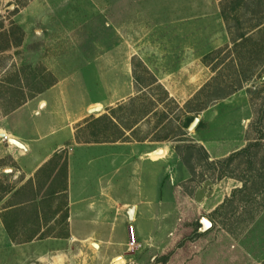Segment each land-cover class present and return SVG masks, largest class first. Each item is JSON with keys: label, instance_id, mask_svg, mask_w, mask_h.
I'll return each mask as SVG.
<instances>
[{"label": "rangeland", "instance_id": "obj_1", "mask_svg": "<svg viewBox=\"0 0 264 264\" xmlns=\"http://www.w3.org/2000/svg\"><path fill=\"white\" fill-rule=\"evenodd\" d=\"M122 25L126 49L137 53L130 59L138 77L135 90L111 108L89 111L76 123L77 140L118 139L121 145L140 146L146 157L164 148L158 158L160 201L144 218L148 232L141 239L142 219L133 223L140 213L122 206L128 221L115 229L121 243L107 233L83 240L48 238L41 249L35 242L30 248L17 246L16 264H264V0H0V117L88 63L94 65L88 73L91 90L97 92L105 79L117 88L121 78L115 72L125 48L119 42ZM240 31L246 39L235 40ZM90 50L95 56H80ZM146 67L175 68L165 78L175 87L163 93ZM112 92L114 97L123 90ZM204 102L205 108L194 109ZM102 114L109 117L93 121ZM186 115L199 120L193 129L187 125L179 131ZM7 137L0 136L8 142ZM66 150L58 152V183ZM23 176L6 158L0 160V207L21 201L29 186L40 185L39 194L46 197L26 210L32 218H49L44 229L65 234L60 220L65 195L49 193L55 184L46 186L41 176L16 192ZM7 193L15 196L3 198ZM23 217L22 209L6 214L17 223ZM204 218L211 225L198 232L199 219L207 224ZM168 251L167 259L159 260Z\"/></svg>", "mask_w": 264, "mask_h": 264}, {"label": "crops", "instance_id": "obj_2", "mask_svg": "<svg viewBox=\"0 0 264 264\" xmlns=\"http://www.w3.org/2000/svg\"><path fill=\"white\" fill-rule=\"evenodd\" d=\"M123 27L124 25L121 26L119 42L120 46L125 48L120 51L123 60L119 70L117 69L115 72L121 78L114 85L117 88L112 87L111 81L105 79L103 87L98 89L99 92L97 90L98 94L91 90L88 73L93 74L91 68L94 65L88 63L80 67L81 70L78 69V72L74 73L72 77L65 76L53 80L49 86L46 85L0 117V130L23 144V147H20L0 138V160L6 158L16 166L18 173L24 175L20 180L19 187L15 189L16 192L26 190L29 181L32 184L41 178H46V186L54 183L55 185L49 193L58 195L62 192L65 195L64 211L60 220L66 225L65 234L54 233L50 231L51 229H46L48 227L44 229L41 226L44 223L47 225L48 217L43 221L40 215L39 217L35 216V212L34 218L30 216L26 210L27 204L38 203V198L42 200L46 196L45 194L40 196V185L38 189L34 190L31 188L36 185L29 186L30 191L28 189V193L21 201L8 204L4 208L0 207V264H16L17 246L19 249L30 248V244L35 242V248L41 249L47 244L45 240L48 238L68 239L67 235H71L72 239L83 240L90 235L107 233L111 239H118L117 242L121 243L124 239L117 237L115 229L117 223L128 221L125 215H121L120 207L122 206L132 205L135 207H133L134 214L140 213L138 217L135 216L137 218L133 219V223L134 220L137 222L138 219H142L138 223H142L141 226L144 230H142L143 232L138 230V236L144 240V234L148 232L147 222L144 218L148 217L147 212L152 209L150 207H154V204L160 201L158 158L165 154L164 148H162L163 152L159 157L152 153L146 157L140 146L137 145L133 148V144L132 146L121 145L118 144V139L91 140L89 142L77 140L78 126L76 123L88 115L90 107L97 105L109 107L119 99L131 94L132 89L135 90V79L132 75L133 66L130 59L131 57L133 59L134 54L137 53L135 50L126 49L128 39L123 35ZM76 52V55L81 53L79 49H76ZM90 52L91 50L84 51L80 56H95ZM96 56L105 57L107 54L99 53ZM184 61L177 67L179 72L180 69L185 68ZM146 69L165 90H169V86L173 85L165 78L176 72L175 68L160 69L159 72L157 71L160 76H157V72L152 71L149 67ZM162 75L165 76L162 77ZM120 88L123 92L112 97V89ZM217 113L218 109L216 108ZM135 143L137 144V142ZM64 148L67 150L64 158L63 181L58 183L60 159L58 152ZM51 159H54L52 163L49 162ZM40 176L41 178H39ZM134 176H136L135 179ZM40 183L43 182L40 180ZM6 196L11 198L15 194L7 193L3 198ZM17 206L20 207L12 209ZM20 209L24 211V217L22 222H19L20 224L15 222V219L8 220L6 218L7 212L11 214ZM65 212L66 217L63 218ZM53 218L51 217V219ZM33 222L38 225L32 229L29 224ZM40 241L45 243H38Z\"/></svg>", "mask_w": 264, "mask_h": 264}, {"label": "trees", "instance_id": "obj_3", "mask_svg": "<svg viewBox=\"0 0 264 264\" xmlns=\"http://www.w3.org/2000/svg\"><path fill=\"white\" fill-rule=\"evenodd\" d=\"M221 13L223 12V9L221 8ZM234 39L236 40V39H241V40H244V39H246V33L245 32H243V31H240V32H237L235 35H234ZM204 57H205V59L206 58H208V56H209V53H206L205 55H203ZM147 70V69H146ZM148 74H150V75H152L149 71H146ZM132 75H133V77H134V79H135V82H137L138 81V77H137V75H136V73H135V71H134V69H133V72H132ZM153 76V75H152ZM153 78L155 79V77L153 76ZM155 81L157 82V79H155ZM52 82H50L49 84H51ZM158 83V85L160 86V87H162V91H163V93H167V91L163 88V86L159 83V82H157ZM49 84H48V86H49ZM240 88V86H236V87H233L232 89H230V90H228V91H225L224 93H222V95L220 96L221 98L222 97H225L226 95H228V94H231V93H233V92H235L237 89H239ZM185 107L187 106V104H188V102L186 101L185 103ZM206 107V104H205V102H204V104L202 103V104H199V106H198V108H194V109H196V111L198 110V109H203V108H205ZM194 109H187V111H192V110H194ZM107 117H109L108 116V114H102L101 116H99V117H95V118H93L94 120L93 121H102V120H104L105 118H107ZM193 119V115H186V116H184V118H183V120H182V122L179 124V128H178V130L179 131H182L183 129H182V127L183 126H187L189 123H190V121ZM110 120V122H112V123H114L115 124V122H113V121H111V119H109ZM128 128H130V127H128ZM249 146H250V143L249 144H247L245 147H243L242 149H240V150H236V151H234V152H232V153H230L229 154V156L227 157V160H230V159H232L233 158V156L236 154V153H238V152H240V151H245V150H247L248 148H249ZM205 150V149H204ZM53 160L54 159H51V160H49V162H53ZM66 217V212L63 214V218H65ZM6 224V223H5ZM7 227V229L9 230V228H8V226H6ZM10 231V230H9ZM196 234H193V235H188V236H186L185 238H184V240L185 239H191V238H193V236H195ZM179 245V244H178ZM172 251V250H171ZM171 251H168L166 254H164V255H162L161 257H160V259L159 260H161V261H164V260H166L167 259V257L169 256V254H170V252Z\"/></svg>", "mask_w": 264, "mask_h": 264}, {"label": "water", "instance_id": "obj_4", "mask_svg": "<svg viewBox=\"0 0 264 264\" xmlns=\"http://www.w3.org/2000/svg\"><path fill=\"white\" fill-rule=\"evenodd\" d=\"M99 108L100 107L98 105L97 106H94V107H90V110L89 111H94V110H97ZM198 120H199V116L193 117V119L188 124L187 129H189V130L193 129L195 127V125L197 124ZM3 134L4 133H0V136L3 135ZM7 140H8L9 143H13V144L18 145L20 147H23V144L20 143L18 140H16L13 137H7ZM162 152H163V149L160 148V147L159 148H156V149H153L151 151V153H153V154H160ZM129 217H131V210L129 212ZM204 219L207 222V224H204V222L202 223V219H199V222L201 223V226L198 228V232H202V231L206 230L211 225V222H210L209 219H207V218H204Z\"/></svg>", "mask_w": 264, "mask_h": 264}, {"label": "bare ground", "instance_id": "obj_5", "mask_svg": "<svg viewBox=\"0 0 264 264\" xmlns=\"http://www.w3.org/2000/svg\"><path fill=\"white\" fill-rule=\"evenodd\" d=\"M152 154H153V153H152ZM161 154H162V153H160V154H154V155H158V157H159V155H161ZM154 155H153V156H154ZM154 158H156V157H154ZM119 260H120V258L118 259V261H119Z\"/></svg>", "mask_w": 264, "mask_h": 264}, {"label": "built area", "instance_id": "obj_6", "mask_svg": "<svg viewBox=\"0 0 264 264\" xmlns=\"http://www.w3.org/2000/svg\"><path fill=\"white\" fill-rule=\"evenodd\" d=\"M131 232H132V226H131ZM133 242V239H131V243Z\"/></svg>", "mask_w": 264, "mask_h": 264}]
</instances>
